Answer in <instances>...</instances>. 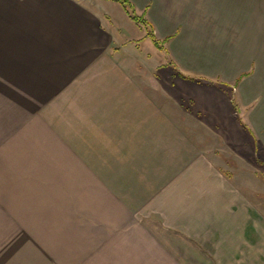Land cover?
Masks as SVG:
<instances>
[{
    "label": "crops",
    "instance_id": "1",
    "mask_svg": "<svg viewBox=\"0 0 264 264\" xmlns=\"http://www.w3.org/2000/svg\"><path fill=\"white\" fill-rule=\"evenodd\" d=\"M127 1L187 92L264 71V0ZM139 28L118 0H0V264H264L262 207L122 62Z\"/></svg>",
    "mask_w": 264,
    "mask_h": 264
},
{
    "label": "rangeland",
    "instance_id": "2",
    "mask_svg": "<svg viewBox=\"0 0 264 264\" xmlns=\"http://www.w3.org/2000/svg\"><path fill=\"white\" fill-rule=\"evenodd\" d=\"M139 25L146 29V38L141 39L144 31L139 28L132 43L136 51L132 55L122 53V62L130 59L136 64V70L131 71L134 77L153 78L155 95H170L171 105L186 114L181 122L188 130L187 137L200 147L203 157L216 161L219 170L232 178L235 188L248 197L251 207L261 206L264 210V71L258 68L262 62L232 56L227 62L230 70L218 73L224 77L227 73L230 79L209 84L192 78L187 92L180 80L189 77L176 70L162 43L159 41L158 48L149 35L151 31ZM190 59L205 60L202 67L213 70L212 54H206L205 59L198 55ZM194 82L218 87L201 85L202 90L195 91ZM243 94L244 99L240 100Z\"/></svg>",
    "mask_w": 264,
    "mask_h": 264
},
{
    "label": "trees",
    "instance_id": "3",
    "mask_svg": "<svg viewBox=\"0 0 264 264\" xmlns=\"http://www.w3.org/2000/svg\"><path fill=\"white\" fill-rule=\"evenodd\" d=\"M121 5L123 6V8L125 9V12L128 14V16L130 17L131 20H133L134 22H137L138 24H142L145 25L146 27H148V24L146 23V21L144 20L143 17H138L137 15H135V13L133 12L132 6L130 5V3L127 0H118ZM149 30L151 31V28H149ZM150 37L152 38L154 44L160 48L159 41L156 40V38L153 35V32L151 31V33H149Z\"/></svg>",
    "mask_w": 264,
    "mask_h": 264
}]
</instances>
